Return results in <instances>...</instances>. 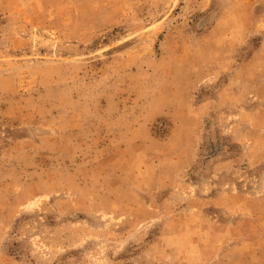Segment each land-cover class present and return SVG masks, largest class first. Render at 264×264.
<instances>
[{
  "label": "rangeland",
  "instance_id": "374dc122",
  "mask_svg": "<svg viewBox=\"0 0 264 264\" xmlns=\"http://www.w3.org/2000/svg\"><path fill=\"white\" fill-rule=\"evenodd\" d=\"M0 264H264V0H0Z\"/></svg>",
  "mask_w": 264,
  "mask_h": 264
}]
</instances>
